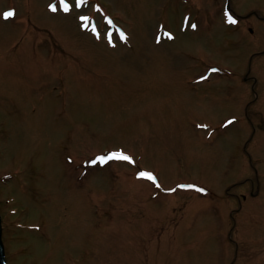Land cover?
<instances>
[{"label":"rangeland","instance_id":"374dc122","mask_svg":"<svg viewBox=\"0 0 264 264\" xmlns=\"http://www.w3.org/2000/svg\"><path fill=\"white\" fill-rule=\"evenodd\" d=\"M230 3L0 0L9 264H264V0Z\"/></svg>","mask_w":264,"mask_h":264},{"label":"snow or ice","instance_id":"6c2138e0","mask_svg":"<svg viewBox=\"0 0 264 264\" xmlns=\"http://www.w3.org/2000/svg\"><path fill=\"white\" fill-rule=\"evenodd\" d=\"M53 10L55 11V9H53ZM14 15H15V13L13 11H9V12L4 14V18L8 19L10 17H13ZM228 22L232 23V24L236 23V21L231 16L228 17ZM193 27H195V25H193ZM114 158L124 159V160L129 159V157H127V156H120V157H114ZM149 178H151V177H149Z\"/></svg>","mask_w":264,"mask_h":264},{"label":"water","instance_id":"95a60500","mask_svg":"<svg viewBox=\"0 0 264 264\" xmlns=\"http://www.w3.org/2000/svg\"><path fill=\"white\" fill-rule=\"evenodd\" d=\"M0 264H7L5 253H4V245L2 242L1 216H0Z\"/></svg>","mask_w":264,"mask_h":264}]
</instances>
